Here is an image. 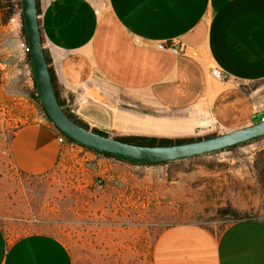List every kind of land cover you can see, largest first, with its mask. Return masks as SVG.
<instances>
[{"label":"crops","instance_id":"0c3cea01","mask_svg":"<svg viewBox=\"0 0 264 264\" xmlns=\"http://www.w3.org/2000/svg\"><path fill=\"white\" fill-rule=\"evenodd\" d=\"M37 10L57 95L91 127L111 136L223 133L264 117V0H37ZM12 19L22 23L21 11ZM17 29L7 38L23 54ZM159 41L182 42L186 51L158 49ZM23 85L33 90L34 77ZM62 150L44 110L8 142L12 164L28 175L52 170ZM85 153L106 167L115 163ZM151 262L264 264V220L236 218L219 232L171 224L155 238ZM0 264L74 262L57 236L35 231L9 239L0 225Z\"/></svg>","mask_w":264,"mask_h":264},{"label":"rangeland","instance_id":"374dc122","mask_svg":"<svg viewBox=\"0 0 264 264\" xmlns=\"http://www.w3.org/2000/svg\"><path fill=\"white\" fill-rule=\"evenodd\" d=\"M9 2L0 0V225L9 239L43 231L63 241L74 264H152L154 240L171 224L196 222L219 232L236 218L264 220V136L166 163L103 154L115 160L109 167L73 141L47 173L19 171L8 155L9 139L42 108L31 97L36 87L23 85L34 77L31 62L9 45L17 27L21 50L25 38L22 23L12 19L21 1Z\"/></svg>","mask_w":264,"mask_h":264},{"label":"water","instance_id":"95a60500","mask_svg":"<svg viewBox=\"0 0 264 264\" xmlns=\"http://www.w3.org/2000/svg\"><path fill=\"white\" fill-rule=\"evenodd\" d=\"M22 25L28 47L37 95L50 121L69 138L97 151L122 155L140 163H156L188 158L264 136V121L236 127L201 139L163 145L121 141L86 128L71 119L57 100L52 85L38 22L37 0H20Z\"/></svg>","mask_w":264,"mask_h":264},{"label":"trees","instance_id":"16d2710c","mask_svg":"<svg viewBox=\"0 0 264 264\" xmlns=\"http://www.w3.org/2000/svg\"><path fill=\"white\" fill-rule=\"evenodd\" d=\"M4 1H5V5L4 6L9 7V5H10L9 1L10 0H4ZM10 15H11V10H8L7 14L5 15V19L10 17ZM22 33H23V35L25 37L23 25H22ZM26 56H27L28 61L30 62V57H29V53L28 52H27ZM47 64H48V68H49V73H50L52 85H53V88H54V91H55V95L57 97L58 102L60 103V105L62 106L64 111L66 112V114L71 119L76 121L78 124H80V125H82V126H84L86 128L92 129L93 131H95L97 133H100V134L109 135L108 133L103 132L101 130H98V129L94 128V127H91L87 123H85L82 120L78 119L72 112H70L69 108H67L61 102V100L59 99V97L57 95V92L55 90V75H54V72L50 68L48 61H47ZM34 84H35V81H34ZM35 87H36V84H35ZM31 97L33 98V100H35L40 105L42 110H44V107H43V105H42V103H41V101H40V99H39V97L37 95V90L31 95ZM217 133L218 132H217V130L215 128H211V129L205 131L203 134H198L196 136L195 135H190V134H186V135H171V136H158V135H143V134H133V133H122V132L116 133V134H114L112 136L115 137L116 139H119V140L125 141V142H129V143L147 144V145H163V144L178 143V142H182V141H190V140H194V139H201V138H205V137H208V136L216 135ZM69 140L76 142L75 140H73L71 138H69ZM81 145H83V144H81ZM83 146H85V145H83ZM233 146H235V145H233ZM233 146H231V147H233ZM87 148L92 149V150H94L96 152L102 153V154L107 155V156H113V157H117V158H122V159L128 160V161H130L132 163H135V164H152V163H140V162H136V161L132 160L131 158H128V157H125V156H122V155L101 152V151H97V150H95L93 148H90V147H87ZM156 163H166V162H156Z\"/></svg>","mask_w":264,"mask_h":264},{"label":"built area","instance_id":"2783aa9c","mask_svg":"<svg viewBox=\"0 0 264 264\" xmlns=\"http://www.w3.org/2000/svg\"><path fill=\"white\" fill-rule=\"evenodd\" d=\"M22 51L25 55H27L28 47L26 39L24 38V41L21 42ZM158 49L161 50H167L174 53H183L186 51V46L182 42H174V41H159L156 45ZM212 74L216 76L217 78H221L222 80H225L227 75L222 71L219 67H213L212 68ZM261 121H264V117H261ZM56 132H57V138L59 143L64 147L69 145V143L73 142L70 141L68 136L64 134L61 130H59L56 126ZM78 144V143H77ZM100 185V184H99Z\"/></svg>","mask_w":264,"mask_h":264}]
</instances>
